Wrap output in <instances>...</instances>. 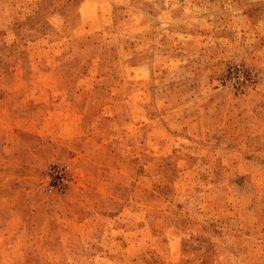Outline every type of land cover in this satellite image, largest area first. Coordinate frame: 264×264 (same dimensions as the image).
I'll return each instance as SVG.
<instances>
[{
  "label": "rangeland",
  "instance_id": "1",
  "mask_svg": "<svg viewBox=\"0 0 264 264\" xmlns=\"http://www.w3.org/2000/svg\"><path fill=\"white\" fill-rule=\"evenodd\" d=\"M0 264H264V0H0Z\"/></svg>",
  "mask_w": 264,
  "mask_h": 264
},
{
  "label": "built area",
  "instance_id": "2",
  "mask_svg": "<svg viewBox=\"0 0 264 264\" xmlns=\"http://www.w3.org/2000/svg\"><path fill=\"white\" fill-rule=\"evenodd\" d=\"M62 177H59V179H61Z\"/></svg>",
  "mask_w": 264,
  "mask_h": 264
}]
</instances>
